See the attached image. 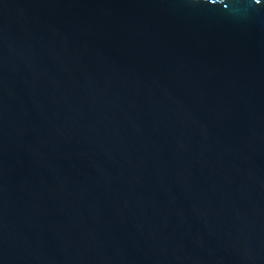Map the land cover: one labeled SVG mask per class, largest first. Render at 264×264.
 I'll use <instances>...</instances> for the list:
<instances>
[{
	"label": "water",
	"instance_id": "95a60500",
	"mask_svg": "<svg viewBox=\"0 0 264 264\" xmlns=\"http://www.w3.org/2000/svg\"><path fill=\"white\" fill-rule=\"evenodd\" d=\"M0 264H264V0H0Z\"/></svg>",
	"mask_w": 264,
	"mask_h": 264
}]
</instances>
